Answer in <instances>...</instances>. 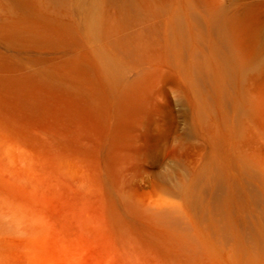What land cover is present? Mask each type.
Wrapping results in <instances>:
<instances>
[{"label":"rangeland","instance_id":"rangeland-1","mask_svg":"<svg viewBox=\"0 0 264 264\" xmlns=\"http://www.w3.org/2000/svg\"><path fill=\"white\" fill-rule=\"evenodd\" d=\"M28 1L40 17L0 0V264H249L236 240L257 255L264 239V0ZM179 25L195 50L171 44ZM167 211L213 254L168 245Z\"/></svg>","mask_w":264,"mask_h":264},{"label":"bare ground","instance_id":"bare-ground-1","mask_svg":"<svg viewBox=\"0 0 264 264\" xmlns=\"http://www.w3.org/2000/svg\"><path fill=\"white\" fill-rule=\"evenodd\" d=\"M14 1V4H16V6L21 10L27 13H30L36 17H40V15H37V10L35 11L34 6L32 5L31 2H29L28 0H12ZM37 1V0H36ZM53 1V0H52ZM61 1V0H58ZM71 1V0H70ZM9 2V1H8ZM63 2V1H62ZM35 3V2H34ZM69 3V2H67ZM74 3V2H73ZM43 4V3H41ZM86 4V3H85ZM9 5V4H8ZM36 5V4H35ZM89 5V4H88ZM11 7V6H10ZM94 8V7H93ZM43 9V7H42ZM16 10V9H15ZM81 10V9H80ZM88 10V9H87ZM40 13V12H39ZM38 13V14H39ZM44 13V12H43ZM90 13V12H89ZM88 13V14H89ZM24 14V13H23ZM32 17V16H30ZM26 18V17H25ZM35 18V17H34ZM38 19V18H37ZM197 20H200L197 19ZM30 21V20H29ZM46 23V22H45ZM57 23V22H56ZM97 23L96 20H92L90 22L91 26L93 27L95 24ZM201 24H203L202 21H200ZM215 26H217L218 30H220V32H222L224 30V24L222 22L221 19L215 20L214 21ZM200 24V26H201ZM63 27V26H62ZM58 28V27H57ZM63 29V28H61ZM188 30V29H186ZM61 31V30H60ZM63 31V30H62ZM177 31H178V35L176 36L175 41H173L171 44H177V42L180 40L182 43H178L177 46L178 47H182V50H186V52L188 51V49H193L192 48V43L194 41H192V37H191V33L190 32H186L182 29V27L179 25L177 27ZM194 39V38H193ZM195 50V49H193ZM189 52V51H188ZM194 53H189L188 55H190V64L188 66V69L190 72H195L200 76V78L202 79V77H205L206 74H209V68L207 69L208 66L206 67H202V64L204 62H202V59H200V61H197L198 58L195 57L194 60V55H195V51H193ZM218 56L221 57L222 59V63H223V68L225 72H229L230 70L235 71V63L237 61V56L238 54L233 52V51H226L224 50L222 47H220V49H218ZM215 63V62H214ZM214 69V67L212 68ZM215 70V69H214ZM213 70V71H214ZM217 70V69H216ZM219 72V71H218ZM189 74V73H187ZM190 75V74H189ZM197 75V76H198ZM192 78V77H191ZM199 79V78H198ZM200 80V79H199ZM202 81V80H201ZM194 83V82H193ZM195 91V90H194ZM221 93L219 92L217 94L220 95ZM210 97V96H208ZM207 97V98H208ZM206 98V97H205ZM222 99V97H219ZM202 103V102H201ZM205 103V102H203ZM220 182H222L220 180ZM226 184V183H225ZM222 184L223 187H225ZM221 186V187H222ZM227 187V186H226ZM232 187V186H231ZM227 191V190H226ZM229 191V190H228ZM226 194V193H225ZM170 212V211H167ZM161 214V213H160ZM158 214V215H160ZM165 214V213H164ZM176 213H173L172 211L169 214H165L162 215V218H160L164 224L168 223L170 225H172L173 227H175V229L177 230V233L170 235L169 237H167L166 239V243L170 246H174L177 249L186 252L187 254L190 255H198V256H202V254H206V255H212L213 254V250L210 247V244L207 243V241H205L201 234L199 232H197L191 224H189V222H185L182 221L181 219L177 218L175 216ZM177 215V214H176ZM184 218V217H183ZM159 219V218H158ZM186 218H184L185 220ZM118 220V219H117ZM187 220V219H186ZM121 222V221H120ZM118 222V228H119V235H121L120 237H122V240L128 245L131 241H133V238H131L132 236L129 235V232L126 228H124L125 226L121 225L122 222L120 223ZM166 222V223H165ZM169 226V225H167ZM117 228V227H116ZM117 230V229H116ZM254 231V230H253ZM234 233V232H231ZM251 234V233H250ZM253 234V233H252ZM229 237L231 238V235H229ZM237 237V236H236ZM234 237V238H236ZM239 238V237H238ZM241 238V237H240ZM237 239V249L239 250L240 253H242L248 260L249 264H258V258L261 259L260 257H264V239L259 237L258 234L256 235H251V240H253V242L255 243V246L259 252V254L257 253V255H259L260 257H258L256 254H253L252 250L249 249V247H247L245 241H242ZM247 239V238H245ZM162 241V240H161ZM235 241V240H234ZM135 241H133L134 243ZM252 242V243H253ZM129 246V245H128ZM143 246V245H142ZM254 246V245H253ZM254 246V247H255ZM134 250V249H133ZM132 250V251H133ZM236 250V249H235ZM180 251V252H181ZM255 252V251H254ZM136 253H134L135 255ZM193 257V256H192ZM258 257V258H257ZM136 258V257H135Z\"/></svg>","mask_w":264,"mask_h":264}]
</instances>
